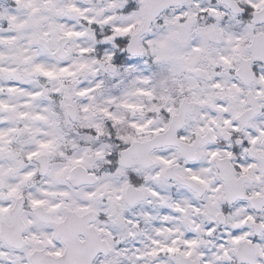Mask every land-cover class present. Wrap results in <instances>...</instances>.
I'll return each mask as SVG.
<instances>
[{
	"label": "snow or ice",
	"instance_id": "1",
	"mask_svg": "<svg viewBox=\"0 0 264 264\" xmlns=\"http://www.w3.org/2000/svg\"><path fill=\"white\" fill-rule=\"evenodd\" d=\"M0 264H264V0H0Z\"/></svg>",
	"mask_w": 264,
	"mask_h": 264
}]
</instances>
